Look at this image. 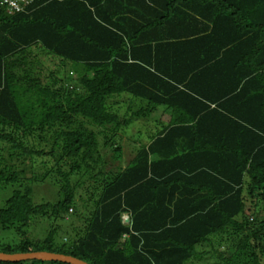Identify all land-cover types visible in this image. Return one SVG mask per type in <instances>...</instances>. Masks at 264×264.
Instances as JSON below:
<instances>
[{
    "label": "trees",
    "instance_id": "trees-1",
    "mask_svg": "<svg viewBox=\"0 0 264 264\" xmlns=\"http://www.w3.org/2000/svg\"><path fill=\"white\" fill-rule=\"evenodd\" d=\"M8 9L0 0V188L13 189L0 227L22 240L0 236L1 253L88 264H264V218L256 230L246 218L248 198L264 204V0H33L24 12ZM30 49L60 69L82 67L81 88L42 86ZM61 70L49 76L61 82ZM121 94L170 117L110 179L96 134L75 124L119 126L109 101ZM82 171L95 204L74 215L85 220L83 234H67L62 246L56 229L45 245L28 240L35 217L66 222L74 213L70 178ZM54 173L65 177L60 199L35 205L33 186ZM229 240L247 263L220 252Z\"/></svg>",
    "mask_w": 264,
    "mask_h": 264
},
{
    "label": "rangeland",
    "instance_id": "rangeland-1",
    "mask_svg": "<svg viewBox=\"0 0 264 264\" xmlns=\"http://www.w3.org/2000/svg\"><path fill=\"white\" fill-rule=\"evenodd\" d=\"M27 2H32V0H25L22 3V7L25 9L27 7ZM9 13H13V11L9 10ZM30 50L34 57L31 58V60L34 61V66H40L41 68L36 70L34 69L33 71L34 77H37L41 80L42 86L54 88L78 86L81 88L78 84V80L83 70L82 67L69 63L64 67V69L61 68L62 70H65L62 72V70L59 68V60L54 58L50 59L49 55L39 53L35 51V49ZM55 65L58 67L56 68ZM53 70H61L59 71L60 73L58 72V75L62 80L61 82H57L49 76L50 72ZM109 111L117 115L119 119V126L113 125L108 128H100L91 122H86L80 119L78 120V123L75 124V129H82L87 135L91 134V132L96 134L100 154L97 158L98 164L103 168L105 174L111 179L112 177H116L123 173V171L130 166L131 162L134 160L136 155H138L143 146H147V137L155 135L157 131L161 130V122H163L166 126L168 124L167 118L170 116L168 115L169 112L165 108L155 107L152 105L150 106L147 102L134 99L128 94H121L117 98L110 100ZM138 135L142 136L144 141H142ZM0 147H2L1 144ZM48 159L46 158L47 161ZM39 162H41V160H39ZM37 167H39L41 170L39 174L46 172V166L39 165ZM64 167V172L68 173L70 167ZM83 172L84 171L80 173L77 172L70 178L71 184L77 188V201H79L78 207H74V213H70L66 222L59 221L54 216H52L51 213L35 217L27 235L28 240L35 244L37 243L39 245H45L44 243L46 238L53 230L56 229L58 231L56 234V242L58 243L57 245L62 246L64 244L69 245V238L71 237H68L67 234L71 232H74V234L78 233L79 235L83 234L85 230V220L78 219L79 217L76 218L74 215L77 216V211H81L85 214L92 212L95 205L93 201L92 189H90V183H87V180H89L88 174L84 175ZM54 174L49 177V179H47V182L46 180L43 182L38 181V186H33L35 191L33 195L35 205H40L43 202L52 203L60 199L59 182L63 184L65 182V177H60L59 179V177L56 174L55 176ZM26 177L31 178V173H27ZM6 189L7 190L0 188V209L5 205L6 200L11 196V192L13 191L12 188L6 187ZM47 193L50 195L46 196ZM257 200V197L253 196L248 198L247 201L246 218H249L252 222V224L249 225L251 230L259 229L261 226L260 223L264 218V204ZM80 204L82 205L80 206ZM85 214L84 216H86ZM82 216L83 215H81V217ZM124 216L126 217L127 215ZM239 219L241 220L242 218L240 217ZM79 230L80 233L78 232ZM13 232L15 233V231L8 232L9 234L5 233L0 227L1 240H14L16 243H19L22 238ZM74 234L72 235V238L74 237ZM235 239V237H231L230 240L234 241ZM230 240L223 243L224 246L221 248L220 252H225V258L229 259V261L231 260V262L237 261L238 257H243L241 258L243 259L242 261L247 263L250 259L249 256H247L248 254L246 252L244 254L243 251H234L232 247H230V245L233 243ZM199 250L208 251L210 250V247H205ZM257 254L260 259L263 260L261 253ZM190 264H222V262L219 259L216 260L215 258H208L202 261L198 260Z\"/></svg>",
    "mask_w": 264,
    "mask_h": 264
},
{
    "label": "water",
    "instance_id": "water-1",
    "mask_svg": "<svg viewBox=\"0 0 264 264\" xmlns=\"http://www.w3.org/2000/svg\"><path fill=\"white\" fill-rule=\"evenodd\" d=\"M25 261L57 262L63 264H88L82 260L63 254L50 252H32L22 254H6L0 252V262L20 263Z\"/></svg>",
    "mask_w": 264,
    "mask_h": 264
},
{
    "label": "built area",
    "instance_id": "built-area-1",
    "mask_svg": "<svg viewBox=\"0 0 264 264\" xmlns=\"http://www.w3.org/2000/svg\"><path fill=\"white\" fill-rule=\"evenodd\" d=\"M5 5H8V7L12 10V11H16V12H22L24 11V7L23 6V2L25 0H1ZM30 2H27L26 5H28ZM124 223L129 224L130 220L128 216H124L123 217Z\"/></svg>",
    "mask_w": 264,
    "mask_h": 264
},
{
    "label": "clouds",
    "instance_id": "clouds-1",
    "mask_svg": "<svg viewBox=\"0 0 264 264\" xmlns=\"http://www.w3.org/2000/svg\"><path fill=\"white\" fill-rule=\"evenodd\" d=\"M32 1H33V0H32ZM31 3H32V2H30L28 5H30ZM28 5H27V6H28ZM24 10H25V8H24ZM22 12H24V11H22ZM127 216H128V215H127ZM128 217H129V216H128ZM129 220H130V219H129Z\"/></svg>",
    "mask_w": 264,
    "mask_h": 264
}]
</instances>
